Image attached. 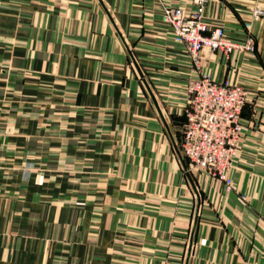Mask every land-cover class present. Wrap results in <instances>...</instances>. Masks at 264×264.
I'll return each mask as SVG.
<instances>
[{"label":"crops","instance_id":"crops-1","mask_svg":"<svg viewBox=\"0 0 264 264\" xmlns=\"http://www.w3.org/2000/svg\"><path fill=\"white\" fill-rule=\"evenodd\" d=\"M165 7L0 0V264H264V0H207L253 48L198 64ZM201 72L247 91L229 191L180 151Z\"/></svg>","mask_w":264,"mask_h":264},{"label":"built area","instance_id":"built-area-1","mask_svg":"<svg viewBox=\"0 0 264 264\" xmlns=\"http://www.w3.org/2000/svg\"><path fill=\"white\" fill-rule=\"evenodd\" d=\"M207 0H194L197 10L185 16L177 7H165L161 20L170 26L173 41L182 45L191 61L198 64L204 50L216 52L225 59L233 53L244 54L253 48L250 35L242 41L230 39L220 26H210L202 19V7ZM261 10L252 8L257 19ZM252 23L244 24L250 31ZM247 91L239 84L216 82L208 73L201 72L188 80L184 108L185 124L180 151L191 167L207 172L223 185L232 188L229 170L237 157L243 133L241 112ZM244 197V196H242Z\"/></svg>","mask_w":264,"mask_h":264}]
</instances>
